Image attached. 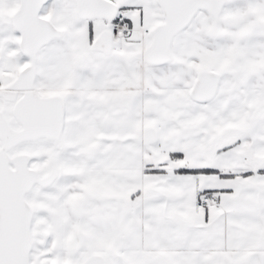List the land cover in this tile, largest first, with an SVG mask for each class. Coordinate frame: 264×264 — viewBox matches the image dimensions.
Segmentation results:
<instances>
[{
    "label": "snow or ice",
    "instance_id": "1",
    "mask_svg": "<svg viewBox=\"0 0 264 264\" xmlns=\"http://www.w3.org/2000/svg\"><path fill=\"white\" fill-rule=\"evenodd\" d=\"M0 264H264V0H0Z\"/></svg>",
    "mask_w": 264,
    "mask_h": 264
}]
</instances>
